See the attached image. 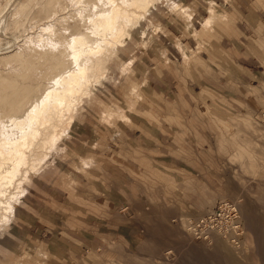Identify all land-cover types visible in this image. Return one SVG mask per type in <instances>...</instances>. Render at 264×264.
<instances>
[{"label": "rangeland", "instance_id": "374dc122", "mask_svg": "<svg viewBox=\"0 0 264 264\" xmlns=\"http://www.w3.org/2000/svg\"><path fill=\"white\" fill-rule=\"evenodd\" d=\"M80 1L0 0V134L19 137L27 129L23 120L26 122L28 112L40 107L46 93L61 90L62 81L77 71L82 56L75 58L67 41L80 35L90 24L89 17L99 10L94 7L99 6L97 0ZM185 8L186 13L179 12L182 7L171 0H149L145 9H128L142 19L117 44V53L106 64L103 77L97 81L89 78L88 86L83 78L71 97L55 132L56 140L45 147L46 156L40 163L43 168L25 188L20 187L9 221L0 228V264L49 261L44 252H20L13 225L16 204L27 191L41 184L75 194L76 170L94 164L89 156L80 158L77 164V152L84 151L74 145L80 139L77 124L87 119L114 128L116 123L130 125L134 117L138 118L135 115L139 114L141 86L135 78L141 69L134 63L153 47L151 30L156 31L158 11L166 9L185 19L189 16ZM208 29L196 34L206 35ZM143 30L145 35L141 36ZM40 35L50 42L41 40ZM85 35L87 44L97 38ZM261 90V99L252 102L246 111L229 113L213 108L203 114L205 144L191 155L179 190L174 191L151 164L146 172L137 173L132 187V216L127 225H122L118 237L100 251L74 264H264V77ZM16 182L0 196L2 201L16 192ZM222 200L234 207V220H228L226 211L217 216ZM213 211L215 216L208 221L212 226L209 238H197L191 230L193 223Z\"/></svg>", "mask_w": 264, "mask_h": 264}, {"label": "crops", "instance_id": "0c3cea01", "mask_svg": "<svg viewBox=\"0 0 264 264\" xmlns=\"http://www.w3.org/2000/svg\"><path fill=\"white\" fill-rule=\"evenodd\" d=\"M171 1L189 16L158 11L153 47L134 63L141 69L138 118L114 128L77 124L74 145L84 150L77 164L87 156L94 164L76 170L75 194L41 184L16 204L22 254L44 252L46 264H74L100 251L132 216L137 173L151 164L179 190L191 155L205 144L203 114L246 111L263 96L264 0ZM202 29L206 35H197Z\"/></svg>", "mask_w": 264, "mask_h": 264}, {"label": "bare ground", "instance_id": "6f19581e", "mask_svg": "<svg viewBox=\"0 0 264 264\" xmlns=\"http://www.w3.org/2000/svg\"><path fill=\"white\" fill-rule=\"evenodd\" d=\"M97 1L99 6L94 5V7H98L99 10L95 14H93V12L91 13L93 15L89 17V26L85 28V30L83 29L84 31H82L81 34L79 33L80 35L74 34L75 36L71 37L67 41V44L72 48L74 57L79 59V57L82 56V61L77 64V71H75V73L72 72L66 80L62 81V88H60L61 90L46 93L45 96L43 95L44 97L41 101V105H39L40 107L38 108L34 106L35 109H31V111L28 112L29 114H27V116H29L27 117L26 122L23 120L24 123L27 124V129L21 132V134L19 133V137L9 138V136L5 134H0V196L2 197L7 194V188L17 181L16 192L12 193L10 197H7L5 201L0 199V206H2V212L0 215V228L3 224L8 223L9 221V214L13 210L16 200L19 197L20 187L22 186L25 188L27 186V182H29L34 177V174L38 173L43 168L41 167L40 163L46 156L44 153L45 147L48 142L51 143L56 140L55 132L64 119V110L70 105L72 101L71 97L77 92L76 90L80 88L83 78L85 79V82L91 77L95 78L96 81L102 78L106 70L105 68H107L106 64L109 60L114 58L117 53V44H119L122 39L124 40V38L130 35L131 27L135 24H138V22L142 19V16H137L135 12L130 10L128 11V9L130 7L145 9V7L148 6L149 0ZM54 2L58 3V0H47V3ZM79 2L81 1L79 0ZM63 11L64 10H62V12ZM210 18L211 17H209V19ZM206 25L207 21L204 27ZM85 34H87L89 37L95 35L97 38L94 39L92 44H87L88 39ZM40 38L41 40L45 39L41 35ZM47 40L50 42L49 39ZM62 45L65 46L64 44ZM61 48L59 50H61ZM41 70L44 71L45 69ZM40 73L42 74V72ZM88 83H90L89 80ZM88 83L86 86L89 85ZM16 122L17 121L14 123L20 124L19 120L17 123ZM0 124L3 123L0 121ZM15 124H13L14 127H17ZM19 127L21 126L19 125ZM1 132L2 130H0V133Z\"/></svg>", "mask_w": 264, "mask_h": 264}, {"label": "built area", "instance_id": "2783aa9c", "mask_svg": "<svg viewBox=\"0 0 264 264\" xmlns=\"http://www.w3.org/2000/svg\"><path fill=\"white\" fill-rule=\"evenodd\" d=\"M218 212H217V216H221V214L226 211V213L228 212L229 214L226 216L228 218V220H234L233 217V213L235 211L234 207L229 205L228 201H219V206L217 208ZM230 211H233L230 213ZM211 215L215 216V211H213L210 214H206L203 218L199 219L197 222L193 223L192 226V231L195 233V236L199 239L202 240H207L209 238V231L212 228V226L210 225L209 227V223L208 221L210 220ZM236 240V238L234 239V241Z\"/></svg>", "mask_w": 264, "mask_h": 264}]
</instances>
